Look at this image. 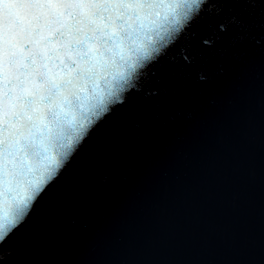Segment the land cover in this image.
<instances>
[{"label": "water", "instance_id": "water-1", "mask_svg": "<svg viewBox=\"0 0 264 264\" xmlns=\"http://www.w3.org/2000/svg\"><path fill=\"white\" fill-rule=\"evenodd\" d=\"M259 7L248 31L213 36L229 15H207L194 62L165 61L93 134L43 211L0 246V264H264Z\"/></svg>", "mask_w": 264, "mask_h": 264}, {"label": "clouds", "instance_id": "clouds-1", "mask_svg": "<svg viewBox=\"0 0 264 264\" xmlns=\"http://www.w3.org/2000/svg\"><path fill=\"white\" fill-rule=\"evenodd\" d=\"M132 2L60 0L55 13L32 22L21 35L20 56L11 68L0 37V188L8 179L5 168L34 170L50 179L90 123L137 87L147 66L183 29L182 19L148 30L130 15L133 9L117 15L116 5ZM190 2L195 13L198 0ZM9 90L14 101L19 97L15 108L5 99ZM5 235L0 231V240Z\"/></svg>", "mask_w": 264, "mask_h": 264}, {"label": "snow or ice", "instance_id": "snow-or-ice-1", "mask_svg": "<svg viewBox=\"0 0 264 264\" xmlns=\"http://www.w3.org/2000/svg\"><path fill=\"white\" fill-rule=\"evenodd\" d=\"M59 3L60 0H0V37L4 41L6 62L9 68L19 59L18 42L21 35L28 31L32 22L39 20L42 16L55 13ZM217 4L231 5V7L217 8ZM241 5L243 7H240ZM260 5H264V0H215L214 3H210L209 0H198L195 13L192 11L193 4L190 0H136V2L116 5V8L120 10L117 15H129L124 12V9H133L130 15L140 21L141 27H147L148 30H158L163 26V22L169 19L184 20V27L175 39L164 47L157 59L147 66L145 75L140 78L137 87L128 90L121 103L111 105L102 116L90 123L87 133L50 179H46L43 173L37 174L34 170L24 172L5 168V175L8 179L0 188V231L6 235L0 240V246L11 240L24 224L43 211L44 200L52 194L54 186L61 183L68 174L69 166L74 163L78 155L83 153L85 145L89 144L93 134L99 132L102 125L113 123L117 117V110L129 103L135 93H140L146 88L150 77L156 75L158 68H163L165 61L173 64L182 61L185 66L194 62L196 57L188 54L192 52L191 42L200 31V26L207 15L219 17L225 10L229 15L226 22L221 21L216 26L212 32L213 36L216 31H223L232 24L248 31V22L253 13L257 14V19L260 18ZM255 23L256 21H253V24ZM201 43L209 46L211 39L205 37ZM177 46H179V59L173 55V50ZM12 75L14 73H10V76ZM198 78L201 81L205 79L203 75H199ZM8 87L11 89V83ZM22 90L23 85H19L17 92H22ZM146 94L155 95L156 93L153 91ZM5 99L10 108H15L19 102V97L13 100L11 90L7 92ZM15 150L13 145L6 154L9 160L12 159Z\"/></svg>", "mask_w": 264, "mask_h": 264}]
</instances>
